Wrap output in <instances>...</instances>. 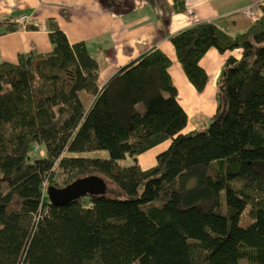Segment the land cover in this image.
<instances>
[{
  "label": "trees",
  "instance_id": "trees-1",
  "mask_svg": "<svg viewBox=\"0 0 264 264\" xmlns=\"http://www.w3.org/2000/svg\"><path fill=\"white\" fill-rule=\"evenodd\" d=\"M49 37L51 51L0 62V264H264V14L236 36L210 21L172 35L199 92L211 47L243 49L221 70L209 124L187 132L163 50L150 48L101 85L86 42H71L54 21ZM166 141L150 168L119 162ZM35 144L43 155H30ZM92 174L105 194L50 202L45 188Z\"/></svg>",
  "mask_w": 264,
  "mask_h": 264
},
{
  "label": "crops",
  "instance_id": "crops-1",
  "mask_svg": "<svg viewBox=\"0 0 264 264\" xmlns=\"http://www.w3.org/2000/svg\"><path fill=\"white\" fill-rule=\"evenodd\" d=\"M176 2L177 0H0V23L16 21L23 24V27L9 32H2L0 24V62H17L21 53L30 51H51V21L64 30L71 42H86L92 55L100 62L101 85L122 66L150 48L158 47L172 61L170 73L179 90V100L189 116L183 132L191 131L216 112L218 77L227 59L230 56L241 58L243 49L221 52L216 47H211L201 59L209 80L204 91L199 92L177 58L171 41L172 35L197 23L210 21L228 34L236 36L264 14V0H186L183 11L175 8ZM23 15H27L24 21L21 20ZM25 22L38 29L25 28ZM207 99H212L214 103L212 113L204 109L203 103ZM164 143L168 146L170 141ZM151 154L154 155L153 162L157 161L156 154Z\"/></svg>",
  "mask_w": 264,
  "mask_h": 264
},
{
  "label": "water",
  "instance_id": "water-1",
  "mask_svg": "<svg viewBox=\"0 0 264 264\" xmlns=\"http://www.w3.org/2000/svg\"><path fill=\"white\" fill-rule=\"evenodd\" d=\"M107 183L99 175L92 174L79 177L64 187L50 186L47 188L50 202L57 206L69 203L71 200L89 194H105Z\"/></svg>",
  "mask_w": 264,
  "mask_h": 264
},
{
  "label": "rangeland",
  "instance_id": "rangeland-1",
  "mask_svg": "<svg viewBox=\"0 0 264 264\" xmlns=\"http://www.w3.org/2000/svg\"><path fill=\"white\" fill-rule=\"evenodd\" d=\"M216 100H217V98H216ZM217 104H218V102H217ZM211 119H212V117L210 119L209 118L206 119V121L202 125H200L199 127L195 128V129H191V131L197 130V129H202V128L206 127L209 124V122L211 121ZM168 146L163 142V143H160L157 146L149 149L148 151L142 153L141 155L137 156L136 158H134L132 156H127L125 158L120 159L119 162L123 165H130V164L135 163L137 161L141 165L142 168L147 169V168H150L157 163V161L153 162L154 155L151 153L154 152L156 154V151H159L158 152V154H159L162 151H164L165 149H167ZM40 150H42L41 151L42 153H40ZM40 150H39V154L43 155L44 150L42 148ZM158 154H156V156ZM84 155L85 156H108L109 154L106 150H103V151H96V152H86V153H84ZM149 157L151 159H149ZM66 178H67L66 174L59 173L58 171H55L54 174L52 175L53 180H59V182H61V183H64V180ZM50 183H52V180H50ZM45 189H46V194L48 195L47 188H45ZM250 222H252V219L248 216V214L246 212H244L241 219H240V225L241 226H247ZM240 264H256V263L251 262L247 258H242L240 260Z\"/></svg>",
  "mask_w": 264,
  "mask_h": 264
},
{
  "label": "bare ground",
  "instance_id": "bare-ground-1",
  "mask_svg": "<svg viewBox=\"0 0 264 264\" xmlns=\"http://www.w3.org/2000/svg\"><path fill=\"white\" fill-rule=\"evenodd\" d=\"M203 104H204L203 105L204 109L209 110V113H212V111L214 110V103H213L212 99L205 100Z\"/></svg>",
  "mask_w": 264,
  "mask_h": 264
},
{
  "label": "built area",
  "instance_id": "built-area-1",
  "mask_svg": "<svg viewBox=\"0 0 264 264\" xmlns=\"http://www.w3.org/2000/svg\"><path fill=\"white\" fill-rule=\"evenodd\" d=\"M26 18H27V15H23V16L21 17L22 20H26ZM40 148H41V145H40V144H35L33 150L30 152V155H31V156L35 155V153H36L37 151H39Z\"/></svg>",
  "mask_w": 264,
  "mask_h": 264
}]
</instances>
